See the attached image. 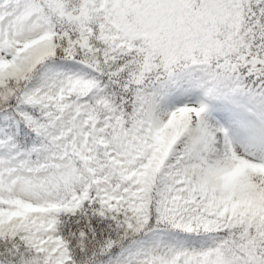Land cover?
I'll return each instance as SVG.
<instances>
[{
    "label": "snow or ice",
    "instance_id": "obj_1",
    "mask_svg": "<svg viewBox=\"0 0 264 264\" xmlns=\"http://www.w3.org/2000/svg\"><path fill=\"white\" fill-rule=\"evenodd\" d=\"M0 264H264V0H0Z\"/></svg>",
    "mask_w": 264,
    "mask_h": 264
}]
</instances>
